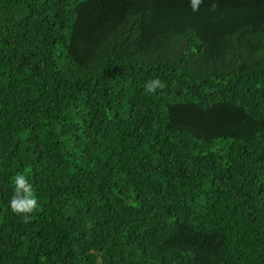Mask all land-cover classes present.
<instances>
[{
    "label": "trees",
    "instance_id": "1",
    "mask_svg": "<svg viewBox=\"0 0 264 264\" xmlns=\"http://www.w3.org/2000/svg\"><path fill=\"white\" fill-rule=\"evenodd\" d=\"M0 264H264V0H0Z\"/></svg>",
    "mask_w": 264,
    "mask_h": 264
},
{
    "label": "clouds",
    "instance_id": "2",
    "mask_svg": "<svg viewBox=\"0 0 264 264\" xmlns=\"http://www.w3.org/2000/svg\"><path fill=\"white\" fill-rule=\"evenodd\" d=\"M193 11L198 10L201 0H191ZM164 87V83L159 80H150L146 85L147 93H155L158 89ZM14 187V194L9 201L11 210L28 218V214L33 212L37 207V199L34 196L32 185L29 183L25 175L17 173L12 180Z\"/></svg>",
    "mask_w": 264,
    "mask_h": 264
}]
</instances>
